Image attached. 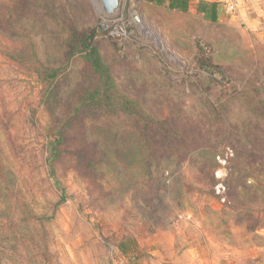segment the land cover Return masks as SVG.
Returning <instances> with one entry per match:
<instances>
[{
	"label": "rangeland",
	"instance_id": "obj_1",
	"mask_svg": "<svg viewBox=\"0 0 264 264\" xmlns=\"http://www.w3.org/2000/svg\"><path fill=\"white\" fill-rule=\"evenodd\" d=\"M198 1L0 0V264H264V44ZM92 28L139 114L86 107Z\"/></svg>",
	"mask_w": 264,
	"mask_h": 264
},
{
	"label": "trees",
	"instance_id": "obj_2",
	"mask_svg": "<svg viewBox=\"0 0 264 264\" xmlns=\"http://www.w3.org/2000/svg\"><path fill=\"white\" fill-rule=\"evenodd\" d=\"M156 6H167L169 10L187 13L190 11L192 0H145ZM195 10L202 18L210 23H216L219 20L220 8L216 2L199 0ZM98 29L92 28L86 31L70 30L68 36V57L72 59L80 55L88 65L91 72L99 78L98 85L93 89H86L84 98L86 107L90 109L104 108L108 112L120 115H134L142 111L141 107L128 99L116 97V89L111 76L110 70L104 63L100 51L95 44V38L98 35ZM51 102V101H50ZM62 138L54 144H51L49 150L50 173L55 175V164L60 159V144ZM63 201V198L61 202ZM130 240L121 241L118 244V250L123 256L129 253Z\"/></svg>",
	"mask_w": 264,
	"mask_h": 264
},
{
	"label": "crops",
	"instance_id": "obj_3",
	"mask_svg": "<svg viewBox=\"0 0 264 264\" xmlns=\"http://www.w3.org/2000/svg\"><path fill=\"white\" fill-rule=\"evenodd\" d=\"M219 4L220 11L224 8L231 12L235 23L241 25L244 30L253 35L264 44V0H205ZM233 5L230 10L226 4ZM221 14H219L220 16Z\"/></svg>",
	"mask_w": 264,
	"mask_h": 264
},
{
	"label": "water",
	"instance_id": "obj_4",
	"mask_svg": "<svg viewBox=\"0 0 264 264\" xmlns=\"http://www.w3.org/2000/svg\"><path fill=\"white\" fill-rule=\"evenodd\" d=\"M103 12L110 16L118 8L119 0H99Z\"/></svg>",
	"mask_w": 264,
	"mask_h": 264
},
{
	"label": "built area",
	"instance_id": "obj_5",
	"mask_svg": "<svg viewBox=\"0 0 264 264\" xmlns=\"http://www.w3.org/2000/svg\"><path fill=\"white\" fill-rule=\"evenodd\" d=\"M226 5L229 7L230 10H233V5L228 4V3Z\"/></svg>",
	"mask_w": 264,
	"mask_h": 264
}]
</instances>
